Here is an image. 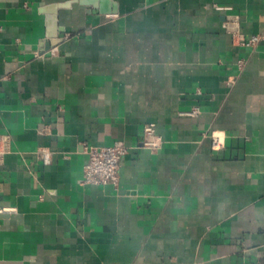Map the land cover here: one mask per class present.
I'll return each mask as SVG.
<instances>
[{
	"label": "crops",
	"instance_id": "obj_1",
	"mask_svg": "<svg viewBox=\"0 0 264 264\" xmlns=\"http://www.w3.org/2000/svg\"><path fill=\"white\" fill-rule=\"evenodd\" d=\"M0 210V264H264V0H0Z\"/></svg>",
	"mask_w": 264,
	"mask_h": 264
},
{
	"label": "built area",
	"instance_id": "obj_2",
	"mask_svg": "<svg viewBox=\"0 0 264 264\" xmlns=\"http://www.w3.org/2000/svg\"><path fill=\"white\" fill-rule=\"evenodd\" d=\"M230 34L233 40L237 41L239 45L245 48H253L261 40L257 35L245 36L235 30H230ZM238 66H242L241 61H238ZM184 115L195 118L199 115V110L194 108ZM144 132L147 136L151 135L153 133V126L146 127ZM210 137L212 146L214 148H220L221 144L219 139L214 135ZM143 145L148 148H156L158 143L145 141ZM126 152L127 148L119 141L106 147L86 146L84 148L86 161L83 166L82 182L88 186H117V171L120 159ZM42 160L44 164H48L50 162V155L42 153Z\"/></svg>",
	"mask_w": 264,
	"mask_h": 264
},
{
	"label": "water",
	"instance_id": "obj_3",
	"mask_svg": "<svg viewBox=\"0 0 264 264\" xmlns=\"http://www.w3.org/2000/svg\"><path fill=\"white\" fill-rule=\"evenodd\" d=\"M78 3L80 5H89L90 2L89 1H79ZM67 6L68 5H63L61 7H67ZM56 24H57L56 14L51 15L48 18V22H47L48 34L46 37L48 38L49 41H48V44L45 45L46 48L54 47L62 42L63 34L61 32L55 31Z\"/></svg>",
	"mask_w": 264,
	"mask_h": 264
}]
</instances>
